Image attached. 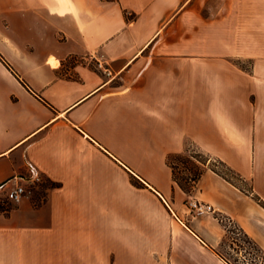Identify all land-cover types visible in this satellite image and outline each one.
Here are the masks:
<instances>
[{
	"label": "crops",
	"instance_id": "0c3cea01",
	"mask_svg": "<svg viewBox=\"0 0 264 264\" xmlns=\"http://www.w3.org/2000/svg\"><path fill=\"white\" fill-rule=\"evenodd\" d=\"M196 1L0 0V264H228L213 214L264 246L251 194L208 168L186 193L167 164L192 146L264 199L262 59L231 60L248 14ZM30 169L48 185L10 203Z\"/></svg>",
	"mask_w": 264,
	"mask_h": 264
},
{
	"label": "rangeland",
	"instance_id": "374dc122",
	"mask_svg": "<svg viewBox=\"0 0 264 264\" xmlns=\"http://www.w3.org/2000/svg\"><path fill=\"white\" fill-rule=\"evenodd\" d=\"M244 5H238V0H197L196 3L198 8L201 9L204 15L208 17H219L224 14V12L230 11L232 15H239V11L247 13L248 22L239 21L238 18L234 23L236 28L239 25H246L247 36L244 38H236L235 44L242 51H246L252 56H233L231 60L237 64L238 67L242 68L246 72H251L254 64V56L262 59V64L260 66L261 75L264 76V0H240ZM241 9V10H240ZM243 10V11H242ZM254 55V56H253ZM194 147L188 146L182 154L192 153ZM195 149V148H194ZM210 156V155H209ZM212 157V156H210ZM215 158V157H212ZM186 164V167L182 165L181 161L176 159L174 163L176 165V172L180 177L190 176V171L194 168L193 159L189 160ZM206 163H214L215 169L221 173L227 180H229L234 186L240 190L251 194L252 198L255 199L263 208H264V199L254 190V182L249 179H245L235 172L232 168H229L232 171L227 170L225 167H222L216 164L213 160L207 161ZM48 184L43 180L40 183L36 184L33 188V191H43ZM260 186L261 183H260ZM32 191V193H33ZM31 193V194H32ZM191 201H196L193 199H187L188 208ZM206 205L208 203L200 202ZM211 207V205H209ZM190 213L194 215L212 212V207L210 210L202 213H198L193 209H190ZM219 223L223 226V236L219 247L217 248L218 254L222 256L228 264H264V246H261L255 240L249 236L248 238L253 241L249 242L248 239L240 232L237 228L238 226L232 222L228 217L221 214H213ZM241 229V228H240ZM243 231V230H242ZM256 245V246H254ZM259 250H258V249ZM125 264V263H117ZM134 264H161L158 262L151 263H140L136 262Z\"/></svg>",
	"mask_w": 264,
	"mask_h": 264
},
{
	"label": "trees",
	"instance_id": "16d2710c",
	"mask_svg": "<svg viewBox=\"0 0 264 264\" xmlns=\"http://www.w3.org/2000/svg\"><path fill=\"white\" fill-rule=\"evenodd\" d=\"M192 153L189 154H182V153H177V154H171L167 157V164L171 169L172 172V178L174 180V182L186 193H190V191L192 190V188L196 185V183L198 182L201 174L203 173V171L205 169H210L214 172H216L217 174H219L220 176H222L224 179H226L221 173H219L214 167L215 164L213 163H206L207 161L213 160L216 164L225 167L227 170L232 171L222 160L218 159V158H212L210 157L208 154L198 150V149H192V151H190ZM180 160L182 165H184V167H186V164L188 162H190V159H193V166L194 168L190 171V176H186V177H180L178 176L177 172H176V165L174 163V160ZM227 180V179H226ZM229 181V180H227ZM230 182V181H229ZM231 183V182H230ZM241 233H243V235L246 237V239L249 240V242H252L247 234L242 231V229H240L239 227H237ZM254 244V243H253ZM256 246V245H254ZM257 247V246H256ZM258 249V248H257ZM259 250V249H258ZM220 255V254H219ZM221 256V255H220ZM222 257V256H221Z\"/></svg>",
	"mask_w": 264,
	"mask_h": 264
},
{
	"label": "built area",
	"instance_id": "2783aa9c",
	"mask_svg": "<svg viewBox=\"0 0 264 264\" xmlns=\"http://www.w3.org/2000/svg\"><path fill=\"white\" fill-rule=\"evenodd\" d=\"M14 178L18 181L6 193V199L10 203H18L22 197L30 195L34 186L42 180L41 174L34 169H30L25 175H17ZM189 206L190 209L198 213L206 212L211 208L199 201H191Z\"/></svg>",
	"mask_w": 264,
	"mask_h": 264
},
{
	"label": "bare ground",
	"instance_id": "6f19581e",
	"mask_svg": "<svg viewBox=\"0 0 264 264\" xmlns=\"http://www.w3.org/2000/svg\"><path fill=\"white\" fill-rule=\"evenodd\" d=\"M50 62L54 64V61L52 59H50Z\"/></svg>",
	"mask_w": 264,
	"mask_h": 264
}]
</instances>
